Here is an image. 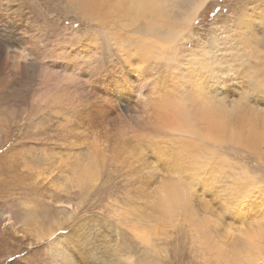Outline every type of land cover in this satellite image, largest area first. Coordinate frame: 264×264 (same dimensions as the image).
I'll return each mask as SVG.
<instances>
[{
	"label": "rangeland",
	"instance_id": "374dc122",
	"mask_svg": "<svg viewBox=\"0 0 264 264\" xmlns=\"http://www.w3.org/2000/svg\"><path fill=\"white\" fill-rule=\"evenodd\" d=\"M200 1L162 0V30L181 38L142 57L138 28L121 31L120 45L69 0H0V56L11 61L0 71V264H226L203 252L198 232L246 251L244 234L264 230V148L245 138L248 121L264 128V0H206L186 24ZM120 69L132 88L110 96L107 76ZM213 86L214 104L237 108L227 125L242 142L146 132L161 95L190 108ZM127 87L142 88L148 113ZM165 190L182 199L170 213L159 207ZM31 203L58 211H21Z\"/></svg>",
	"mask_w": 264,
	"mask_h": 264
},
{
	"label": "bare ground",
	"instance_id": "6f19581e",
	"mask_svg": "<svg viewBox=\"0 0 264 264\" xmlns=\"http://www.w3.org/2000/svg\"><path fill=\"white\" fill-rule=\"evenodd\" d=\"M91 2L94 3L95 6L92 5ZM104 2L105 0H90V2H87V7L82 10L78 9V13H80L84 18L90 20L93 23L101 24L104 22L109 25L110 27L107 26V31L110 37L120 45H124L125 43V40L119 39L121 31L127 33V29L129 28H138L137 31L138 33L143 35V39L142 44L135 43L136 46L134 48L138 49V52L142 57H148L153 54V56L165 55L168 50L167 45L175 43L176 38H181V33L176 31L177 29L162 30L165 28L162 17V13H164L162 0H125L123 4H119L111 9H108L109 7H107ZM205 3L206 0H201L198 5H196L191 15L184 19L186 20V24L190 23L189 21L192 19V17H195L197 10H199L202 5H205ZM153 28H155V30H153ZM159 31L164 34L162 38H156V34ZM93 33H91L92 37L95 36V32ZM92 37H87L86 40L93 41ZM0 44L3 43L0 42ZM117 66L118 64H116V67ZM10 67V59L6 57L3 58L0 56V71L9 70ZM120 70L121 71L115 73L113 72L112 75L107 76V78L110 79L109 82L111 85V90L109 91H112L113 93L110 96L115 97V93H117L118 90L122 92L125 91L124 88H126L128 84H130V87L132 88L130 73L127 71L124 72L126 69ZM133 72H135V74L139 76L142 75L140 69H135ZM121 78L122 80L120 81ZM131 88H128V94H137L138 91H141L140 89H142H136L137 92H134L135 88L133 87V90ZM221 92L223 93V91ZM139 93V95L141 96V100L138 99V104L136 102V110L139 109L142 110L144 113H148L149 110L145 106V96L142 91ZM186 94L187 89H185V98H187ZM219 94L221 93L217 92L215 86H213L211 89L204 93L198 91L196 95L194 97L192 96L193 98H191L195 103L194 105H191L190 108L187 107V104L185 103H183V107L173 104L177 102L175 100L169 99L168 97L166 98L165 95H161V97L159 96L160 99L158 102H161V107L156 110V120L152 121V119H149V123L145 126L146 132L151 135L161 136L167 129L171 131L185 133L187 135H192L193 137H197V139L199 140H203L209 137L216 139L224 137L232 142H242L244 140V137L239 134V132L230 129L227 125V123L230 124V117L237 113V108H228L225 105L224 97L220 100V102L214 104V100ZM119 99L121 98H118V96L116 100L113 99L115 101V105L116 103L119 104ZM127 99L124 97L122 98L121 106H126L127 108H129L128 103L130 102ZM110 103L112 104L114 102L111 101ZM245 127V138L252 141L250 147L256 150L264 148L261 147L264 146V128H261V130L257 129L255 123L251 121H248L245 124ZM185 150L186 147L183 151V156ZM173 152V156H177L176 158H179L178 151L173 150ZM261 159L264 160V153L261 154ZM83 180H85V178ZM164 196H167V199L163 202L162 206H159L161 207L160 210H162L163 212L170 213L174 210H177L181 206L182 199L179 195H173L172 192H170L169 190H165ZM252 231L249 230L248 233L244 234L245 241L248 245V249L246 251H242L237 248L233 249L227 244L221 245L216 242H212L213 240H209V233L207 232H198V234L200 235L198 237H200V243L203 245V248H205L203 249V252H213V254L214 252H216V256L213 255L212 258L217 261H224L226 262V264H253L255 260L264 258V230L259 228L255 232ZM65 260L67 261V258H65ZM68 264H71V261L69 259Z\"/></svg>",
	"mask_w": 264,
	"mask_h": 264
},
{
	"label": "snow or ice",
	"instance_id": "6c2138e0",
	"mask_svg": "<svg viewBox=\"0 0 264 264\" xmlns=\"http://www.w3.org/2000/svg\"><path fill=\"white\" fill-rule=\"evenodd\" d=\"M178 7H185L186 3L184 2V0H180V2H178L177 4ZM63 7H65L66 9L69 10H77V9H84L85 7H87V2L86 0H69V2L64 3ZM235 83H237L238 85H240L241 87H244V81L242 79H237L235 81ZM262 87H264V85H262ZM19 151V150H17ZM3 162H0V164H2ZM162 167L165 168V170L168 169V165L167 164H162ZM182 171H184L182 169ZM58 180L60 179V177L57 178ZM4 210V206L0 205V211ZM21 211H28L31 214L37 215V216H41V217H50L53 216L57 211V207L53 204H37V203H31L30 206L27 209H21ZM262 215H264V210H262L261 212ZM82 227V225H78L77 226ZM59 243V242H57ZM55 247V246H53ZM44 251L43 248H38L36 249L35 253H33V255H35L36 253H42ZM27 253L25 254V259L27 258Z\"/></svg>",
	"mask_w": 264,
	"mask_h": 264
}]
</instances>
